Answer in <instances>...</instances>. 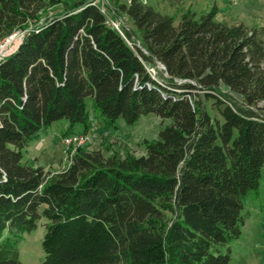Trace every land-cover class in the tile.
Segmentation results:
<instances>
[{"label":"trees","instance_id":"trees-1","mask_svg":"<svg viewBox=\"0 0 264 264\" xmlns=\"http://www.w3.org/2000/svg\"><path fill=\"white\" fill-rule=\"evenodd\" d=\"M93 1L0 0V41L32 28L0 60V264H24L20 237L42 222L41 264H230L263 177L264 27L219 22L216 7L176 25L129 0L113 11L146 54ZM92 109L108 124H170L142 156L81 146L59 172L31 165L44 129L88 134Z\"/></svg>","mask_w":264,"mask_h":264},{"label":"rangeland","instance_id":"rangeland-1","mask_svg":"<svg viewBox=\"0 0 264 264\" xmlns=\"http://www.w3.org/2000/svg\"><path fill=\"white\" fill-rule=\"evenodd\" d=\"M100 1V5L104 2L110 9L108 14L111 16L113 14L111 12L115 7H119V5L129 2V0ZM143 3L152 6L164 15L174 17L176 25H178L181 16L188 11L193 12L197 17H200L202 14L209 12L213 7H216L218 9L217 20L219 22L231 26L243 24L250 29L264 27V0H143ZM60 7L61 6H56L51 8L50 10L53 11L51 14H57L60 12ZM117 18L121 22V31L128 44L134 49L138 48L147 54L141 44L140 35L131 19L125 14H119ZM14 48V45L3 47L0 44V60L14 51ZM151 68L155 69L156 78L159 81L164 82L167 76L164 73L162 64L157 63ZM231 96L241 102V97L238 95L231 93ZM87 103L89 106H92L91 99H89ZM207 105L210 106V102H208ZM259 106L262 107L263 105L260 104ZM91 115L95 118H93L94 125L93 129L88 133L90 135V141L83 145V147L88 151L100 150L106 155L119 154L125 156L126 154L131 153L135 156H142L146 153L144 141L157 139L162 127L170 124V121H162L155 114L141 117V119L133 126L126 125L123 120L108 124L101 120L100 116L93 109ZM64 123H66V121H60L48 128L49 132H55V134H57L55 141L52 139L53 136L51 135L47 137V143L45 144L46 146L51 145L50 148H45L42 141L34 144L31 150L27 153L28 161L33 159L42 160L45 170L54 173L59 172L68 166L71 155L76 149L74 147L67 149L63 143L64 138H66L63 137V134L66 131L65 128H63ZM76 131L82 133L80 128ZM43 132L44 130L42 133ZM245 200L246 203L253 202L254 205L255 203L258 204L257 207L261 210L264 208V169L260 189L258 192H251ZM259 229L260 228H256V226L253 227L254 231ZM44 233L45 228L43 227L42 222L37 230L21 235L19 249L21 253V261L24 264L43 263L44 252L42 250V240L44 238ZM230 264H234V261Z\"/></svg>","mask_w":264,"mask_h":264},{"label":"crops","instance_id":"crops-1","mask_svg":"<svg viewBox=\"0 0 264 264\" xmlns=\"http://www.w3.org/2000/svg\"><path fill=\"white\" fill-rule=\"evenodd\" d=\"M63 128L66 130L68 124L64 123ZM48 130L44 129V132H41V138L39 137L33 140L29 151L39 141H42L45 148H50L51 145H45L47 143L46 139L52 135V139L55 141L57 134L55 132L51 133ZM29 162L33 166L44 167L42 160L33 159L29 160ZM257 205L256 203L254 205L253 202L246 203L245 200L244 214L246 216V222L243 226V233L238 240L231 244V262L234 261V264H264V208L261 210ZM255 226L256 228H260L259 230H255L256 232L253 230Z\"/></svg>","mask_w":264,"mask_h":264},{"label":"built area","instance_id":"built-area-1","mask_svg":"<svg viewBox=\"0 0 264 264\" xmlns=\"http://www.w3.org/2000/svg\"><path fill=\"white\" fill-rule=\"evenodd\" d=\"M99 1L100 0L94 1V4L98 5L100 7V10L102 11V13H104L107 16L108 24L114 30H116L120 35H122L124 37V34L121 31V22L118 20L117 16L115 15V12L114 11L111 12V13H113L112 14L113 17L111 15H109L108 12H110V9L105 5L104 2L102 3V5H100ZM31 30H32L31 27H28L25 29H19V30L15 31L11 36L0 41V44L3 47H10V46L14 45V47H15L14 51H12L10 53V54H12L19 48V46L22 44V42L24 41V39L30 33ZM10 54L6 55L4 58L9 56ZM148 71L154 78L156 77V71L154 68L149 67ZM93 125H94V122H93ZM89 136H90L89 134H87V135H85V134L71 135V136L64 138L63 143L67 149H70L73 147L75 149H77L78 147H81L90 141Z\"/></svg>","mask_w":264,"mask_h":264},{"label":"water","instance_id":"water-1","mask_svg":"<svg viewBox=\"0 0 264 264\" xmlns=\"http://www.w3.org/2000/svg\"><path fill=\"white\" fill-rule=\"evenodd\" d=\"M162 67L164 68V66L162 65Z\"/></svg>","mask_w":264,"mask_h":264}]
</instances>
